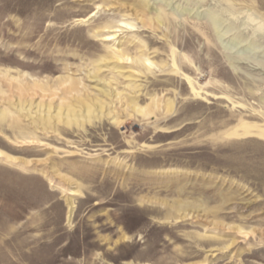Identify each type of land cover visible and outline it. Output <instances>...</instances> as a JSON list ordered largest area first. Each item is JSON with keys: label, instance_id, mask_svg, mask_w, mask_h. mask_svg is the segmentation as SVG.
Instances as JSON below:
<instances>
[{"label": "rangeland", "instance_id": "374dc122", "mask_svg": "<svg viewBox=\"0 0 264 264\" xmlns=\"http://www.w3.org/2000/svg\"><path fill=\"white\" fill-rule=\"evenodd\" d=\"M138 1L0 0V264H264V0Z\"/></svg>", "mask_w": 264, "mask_h": 264}, {"label": "bare ground", "instance_id": "6f19581e", "mask_svg": "<svg viewBox=\"0 0 264 264\" xmlns=\"http://www.w3.org/2000/svg\"><path fill=\"white\" fill-rule=\"evenodd\" d=\"M139 6L140 9L142 11H140L143 15H147V13L152 12L151 7L149 5L148 0H139ZM154 17L149 19V22L151 23V21L156 22L157 25L162 24V20L161 18L163 17V15L161 16L160 13H157L155 11V13L153 12ZM141 15V14H140ZM124 25V24H123ZM125 25L129 26V24ZM106 28V27H105ZM104 28V29H105ZM113 35H107L105 36L106 40H111V38ZM115 36V35H114ZM105 40V41H106ZM106 58H104L102 61L105 63L107 60H105ZM109 59V58H107ZM121 58L117 57L115 55V53L113 52V56L109 59V60H113V61H119ZM124 60H130L131 62H135L138 65L143 66L146 70H149V68L145 67V63L148 64V66H152L154 63L151 62L148 59H143V60H139V59H130L128 56L123 57ZM108 60V61H109ZM122 60V59H121ZM106 64V63H105ZM93 79L97 78L96 75H92L91 76ZM109 85V84H108ZM67 89H70L72 92L76 91V84L74 82L70 83L67 87ZM21 95L23 96H33V95H37L39 92H43L45 93L46 91H48V89H44L43 87H41V85L39 83H35L34 84V88L32 90L30 89H25L24 87H20L19 90ZM105 95L112 96L113 92L110 91V93H105L103 92ZM48 96V95H46ZM55 94H52V97H55ZM73 98L75 100L70 101L68 103H63L60 106L57 107V114L53 117L52 119V123H63L65 126L67 127H71V126H76V127H80V126H85L86 124H90L92 123V120L98 119L100 120L103 117H113L114 115V111L111 108L107 107V104L105 103H101L98 100H96L95 98H82L80 97L77 93L73 96ZM159 102L153 104V105H146V106H140L138 105L137 102H133L130 106H128L127 108L132 109L133 111H135L136 113H138L141 116H148L150 114H152L155 109H160V107H162L166 112H170L172 110V104L170 103V101H168L167 103H164L160 100H158ZM46 105L49 107V109L53 108V104L52 103H46ZM162 105V106H161ZM114 123L117 124L119 123V121L117 119H113ZM76 192H70L71 195H75ZM74 210V205L72 203V201H68V220H70L72 212Z\"/></svg>", "mask_w": 264, "mask_h": 264}]
</instances>
